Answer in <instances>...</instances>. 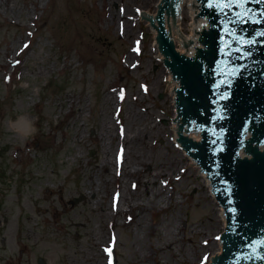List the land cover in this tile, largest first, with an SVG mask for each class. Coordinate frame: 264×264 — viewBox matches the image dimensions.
<instances>
[{
    "label": "rangeland",
    "instance_id": "1",
    "mask_svg": "<svg viewBox=\"0 0 264 264\" xmlns=\"http://www.w3.org/2000/svg\"><path fill=\"white\" fill-rule=\"evenodd\" d=\"M156 1L0 0V264L210 262L194 247L218 241L221 224L207 225L219 206L163 129L167 72L147 19H136ZM21 117L31 134L13 126ZM152 168L169 175L158 184L172 201L131 207L148 204ZM168 235L175 253L158 249Z\"/></svg>",
    "mask_w": 264,
    "mask_h": 264
},
{
    "label": "water",
    "instance_id": "2",
    "mask_svg": "<svg viewBox=\"0 0 264 264\" xmlns=\"http://www.w3.org/2000/svg\"><path fill=\"white\" fill-rule=\"evenodd\" d=\"M198 1L182 0L177 11L178 0H157L153 15L136 9V19H148L153 59L170 73L162 80L174 111L169 137L182 146L188 165H196V176L201 168L194 156L203 164L228 212L202 172L223 217L219 238H225L218 240L219 254L202 262L264 264V154L239 157L249 124L254 139L264 136V0H206L211 28ZM182 115L205 129L194 156L187 148L201 134L189 132Z\"/></svg>",
    "mask_w": 264,
    "mask_h": 264
},
{
    "label": "bare ground",
    "instance_id": "3",
    "mask_svg": "<svg viewBox=\"0 0 264 264\" xmlns=\"http://www.w3.org/2000/svg\"><path fill=\"white\" fill-rule=\"evenodd\" d=\"M151 4L152 3H150L149 6ZM152 5L154 6L153 9L151 7H148V8H146L147 11H143V12H146V13H149V14H152L153 15L154 14V10H155L156 2H153ZM146 24H147V21H146ZM130 55L132 56V54H130ZM169 75H170V73L167 72V76H169ZM172 117H173V115H172ZM13 126L16 127L17 129H19L23 135H29V134H31V132L33 130L31 122L30 121H27V119L25 117H21L18 121H15L13 123ZM172 126H173V122L171 123V125H168L166 127H163V129H167L169 132H171ZM104 129L106 130V133H108L109 135H111L114 138L113 133L111 134V131H112L111 129L112 128H111V126L109 125L108 122L104 125ZM139 139H141V138L140 137H137V135H129V136L127 135V137H126V141L128 140L129 143H133L135 140H139ZM178 146H180V145H178ZM182 152H183L182 154L184 155V157H186L187 160L189 161V158L187 157V155L184 153L183 150H182ZM106 159L107 160H105L104 162H102V166H104L105 171L109 173L110 172V169H111V167L113 165V160H111V154L110 153L107 154ZM182 160H184V158H181L179 156H174V161H175L174 163H176L178 161H179L178 163H180V161H182ZM143 161L144 160H141V161L139 160V163L140 164H143L142 163ZM182 163H184V162H182ZM132 164H135V163H132ZM194 166L196 167V165H194ZM135 171H138V169H135ZM147 171L152 176L153 183L156 185L155 186L156 188L155 189L150 188V186L148 184L149 181H147L146 182V193H149L150 194V199L148 201V204H145L143 202L141 203V202H138V201H134V202L131 203V207H135V206H138V205H149V204L155 202L153 199H159V201H163V200L165 201V200H167L168 202L172 201V198H173L172 197V194H167V192L165 191V188L163 186H161V185L158 184L159 177L165 175L164 172H163V170L160 169V168H152V169H148ZM129 173H131V171H129V172L126 171V175H129ZM198 175L203 178V181L205 183V179H204L202 170H198ZM165 176H167L168 178H170L169 175H165ZM205 185H206V183H205ZM207 191H208V189H207ZM123 199H125V197H123ZM213 201L214 202L216 201L215 203L218 205L216 199H213ZM214 218L216 220L213 221V222L210 221L211 225H207V227L208 226L209 227L210 226H218L219 224H222L223 217H222L220 208H218V213H217V215L214 216ZM174 236L177 237V235H174ZM208 236H209V234H208ZM175 239L176 238H174V237L172 238V236L170 237V235L165 236L164 237L163 244L161 246H159L158 249H161V250H167L168 249V250L172 251L173 253H175L176 252V246H177V244H175L176 243V240ZM203 240H204L203 243L206 245V248L205 247H201V246L199 247V246L196 245L194 247L196 251H198V250L200 251L201 250V251L211 252L212 254H219L218 241H210V238H204ZM209 243L211 245H208ZM207 245L210 246V247H207ZM216 246H217V248H216Z\"/></svg>",
    "mask_w": 264,
    "mask_h": 264
},
{
    "label": "snow or ice",
    "instance_id": "4",
    "mask_svg": "<svg viewBox=\"0 0 264 264\" xmlns=\"http://www.w3.org/2000/svg\"><path fill=\"white\" fill-rule=\"evenodd\" d=\"M106 251L109 253V255H111V249L109 248V249H106Z\"/></svg>",
    "mask_w": 264,
    "mask_h": 264
}]
</instances>
